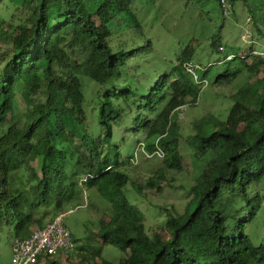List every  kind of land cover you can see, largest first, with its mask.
<instances>
[{
  "label": "trees",
  "instance_id": "16d2710c",
  "mask_svg": "<svg viewBox=\"0 0 264 264\" xmlns=\"http://www.w3.org/2000/svg\"><path fill=\"white\" fill-rule=\"evenodd\" d=\"M7 1L20 15L0 21V229L13 225L17 237H27L22 231L37 220L35 209L44 207L45 215L51 208L53 219L85 188H95L97 200L92 194L87 205L101 212L94 237L120 249V260L105 259L98 246L76 262L48 257L42 264H264V242L255 244L246 231L264 210V76L234 92L226 120L204 115L193 123L196 159L205 165L186 206H163L166 220L149 234L145 214L125 194L131 176L124 168L138 152L119 150L115 127L130 115L132 123L121 128L143 132L145 148L137 150L144 156L163 150L156 157L164 167L146 184L162 190L167 170L185 169L178 110L197 102L216 63L237 56L216 33L209 45L221 57L202 65L190 41L168 71L145 85L153 43L138 30L135 0H0V8ZM204 1L184 0V7ZM217 2L224 14L233 7ZM240 61L215 73L213 83L230 84L255 63L264 72V54L254 48ZM190 63L199 66L198 79ZM84 83L95 102L92 114ZM19 95L25 113L17 109ZM133 187L143 193L141 184Z\"/></svg>",
  "mask_w": 264,
  "mask_h": 264
},
{
  "label": "rangeland",
  "instance_id": "374dc122",
  "mask_svg": "<svg viewBox=\"0 0 264 264\" xmlns=\"http://www.w3.org/2000/svg\"><path fill=\"white\" fill-rule=\"evenodd\" d=\"M233 7L229 13L224 14L217 0H205L197 7L188 9L184 7V0H135L134 8L139 13L141 21L139 32L152 40L151 52L147 54L149 61L144 65V76L141 83L147 85L154 81L155 73L168 71L176 61L182 48L194 41L197 47L194 61L206 65L208 62L217 61L221 53L212 52L210 42L214 34L219 33L225 44L227 51L235 54L236 59L216 63L211 72L212 82L205 85L196 103L182 106L178 110V121L181 125L180 150L184 161V170L175 169L166 171V182L162 190L147 187L146 184L154 172L164 167V160L156 156L145 157L141 150H137L139 142L144 144L143 132L125 133L121 126H128L132 123V117L127 115L121 124L115 127L114 144L125 155H135V163L126 165V170L131 176V182L125 188V194L132 204L137 205L145 214V226L149 234H152L160 224L166 220V211L163 206L174 204L179 209L186 206L189 196V186L194 182L196 172L204 167V161H197L194 144L191 134H193V123L202 116L216 117L217 120H226L229 111L234 103L232 95L243 85H252L263 78L262 65L255 63L251 72L243 73L230 84L213 83L215 73L223 72L225 68H236L240 65V57L247 55L251 49L264 54V0H228ZM20 11L13 2H5L0 8V21L2 19H17ZM121 36L117 39L124 38ZM143 43L144 37L140 38ZM153 49V50H152ZM134 74V73H133ZM156 77V76H155ZM85 81L95 86V82L84 77ZM86 94L87 110L92 114L95 102L92 100V91L84 83ZM57 93V91H55ZM17 109L25 113V103L21 96L17 97ZM133 183L143 186L144 195L140 194ZM168 184V185H167ZM183 186V187H182ZM182 187V188H180ZM96 196L98 191L95 188L82 192L81 198L76 199L66 206L65 211L74 208L65 216V223L71 229L78 248L83 247V252L73 253L70 261L80 260V256L92 253L93 247H102L101 256L105 259L117 263L123 253L112 244L104 245L99 236H95L99 231V219L101 212L91 206H87L89 197ZM189 196V197H187ZM81 203V205H78ZM44 207L34 210L36 222H49L54 212L47 209L48 214L44 215ZM182 210V209H181ZM255 244L264 242V210L260 211L256 221L246 228ZM16 237L13 225H4L0 229V264H11L13 252L12 243ZM78 254V255H77ZM98 256L96 260H101ZM66 262V260H59Z\"/></svg>",
  "mask_w": 264,
  "mask_h": 264
},
{
  "label": "built area",
  "instance_id": "2783aa9c",
  "mask_svg": "<svg viewBox=\"0 0 264 264\" xmlns=\"http://www.w3.org/2000/svg\"><path fill=\"white\" fill-rule=\"evenodd\" d=\"M225 5V3H224ZM229 55L228 59H232ZM198 65H187L189 72L198 79ZM157 154L163 156L162 150ZM65 214L56 216L44 227L33 230L26 238H16L12 245L13 259L11 264H36L48 256L67 255L76 251L77 244L69 227L64 223Z\"/></svg>",
  "mask_w": 264,
  "mask_h": 264
},
{
  "label": "clouds",
  "instance_id": "9594fccd",
  "mask_svg": "<svg viewBox=\"0 0 264 264\" xmlns=\"http://www.w3.org/2000/svg\"><path fill=\"white\" fill-rule=\"evenodd\" d=\"M142 146V150L145 148L144 147V145L145 144H142L141 142H139V145L138 146ZM158 150H162V149H158ZM158 150H156L154 153H149L148 151H144V154H145V156L146 157H148V158H152V157H154V156H159V157H162V156H160V155H158L157 154V151ZM162 152H163V150H162ZM149 153V154H148ZM164 156V155H163ZM74 211V208H70L69 210H67V211H65V212H62V213H60V214H65V216H66V214L67 213H69V212H73ZM60 214H58V215H60ZM57 215V216H58ZM65 216H64V223H65ZM56 217V216H55ZM54 217V218H55ZM53 218V219H54ZM53 219H51L49 222H51ZM49 222H47L45 225H47ZM66 224V223H65ZM45 225H42V226H38V227H36V228H34L33 230H35V229H37V228H40V227H44ZM70 229V228H69ZM33 230L31 231V233L33 232ZM71 230V229H70ZM72 232V231H71ZM31 233H30V235H31ZM29 235V236H30ZM72 235H73V233H72ZM29 236H27V237H29ZM16 238H26V237H15V239ZM73 238H74V236H73ZM14 239V240H15ZM14 240H13V242H14ZM74 241L76 242V239L74 238ZM77 244V243H76ZM12 245H13V243H12ZM79 251V248H78V246H77V249H76V251L75 252H73V253H77ZM12 252H13V250H12ZM73 253H71V254H67V255H59V256H48V257H50V258H54V259H57V260H64V259H67L68 257H70L71 255H73ZM48 257H45L44 259H42L40 262H38V263H36V264H42L43 262H45V260H46V258H48ZM12 259H13V257H12ZM11 263H12V261H11Z\"/></svg>",
  "mask_w": 264,
  "mask_h": 264
},
{
  "label": "crops",
  "instance_id": "0c3cea01",
  "mask_svg": "<svg viewBox=\"0 0 264 264\" xmlns=\"http://www.w3.org/2000/svg\"><path fill=\"white\" fill-rule=\"evenodd\" d=\"M47 222H41V223H37L36 221L32 224V226L28 229V231L27 230H24V231H22V233L23 234H26L27 232H30L31 233V231L34 229V228H36V227H38V226H42V225H45ZM21 233V234H22Z\"/></svg>",
  "mask_w": 264,
  "mask_h": 264
}]
</instances>
